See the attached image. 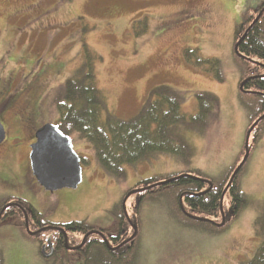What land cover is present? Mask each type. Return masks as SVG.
<instances>
[{"label":"rangeland","instance_id":"1","mask_svg":"<svg viewBox=\"0 0 264 264\" xmlns=\"http://www.w3.org/2000/svg\"><path fill=\"white\" fill-rule=\"evenodd\" d=\"M263 2L0 0V93L5 101L17 96L8 107L0 104L6 132L0 144V205L15 198L30 204L44 224L86 221L111 229L115 206L124 198L131 217L138 197L126 194L148 179L197 169L215 184L229 181L231 168L239 159L238 166L242 163L244 146H252L254 137L247 133L248 120L239 101L240 61L234 52V33L244 16ZM145 15L147 27L140 32L143 28L132 24ZM186 49L197 50L200 59L216 61L217 67L188 64L182 54ZM85 51L95 56L96 82L108 113L120 120L134 117L149 91L160 85L183 95L181 111L187 116L196 113L195 93L218 98L216 115L203 133L183 131L193 150L188 161L159 155L124 166L123 178L114 179L97 163L91 144L74 134L73 150L84 160L82 182L76 189L54 192L37 183L29 160L33 132L44 124H56L54 99L84 63ZM216 70L221 82L213 75ZM241 189L250 203L220 234L187 226L173 213L166 196L146 200L139 215L134 264H239L252 258L260 243L254 221L264 206V124L243 168ZM229 202L226 193V213ZM29 228L33 229L31 223ZM38 247L21 228L0 227L2 264H60L40 255ZM69 255L63 264H82L80 254Z\"/></svg>","mask_w":264,"mask_h":264},{"label":"trees","instance_id":"2","mask_svg":"<svg viewBox=\"0 0 264 264\" xmlns=\"http://www.w3.org/2000/svg\"><path fill=\"white\" fill-rule=\"evenodd\" d=\"M69 1V0H68ZM147 27L146 15L132 24ZM234 52L239 58V101L248 120L247 133L254 134L253 144L244 146L242 156L246 155L245 163L235 170L240 163L231 168L229 181L215 184L199 170L171 173L157 178L148 179L137 184L126 194H135L138 199L133 207V214L128 215L124 209L122 198L113 211L114 225L121 230L130 228L129 248L108 249L105 243H93L86 253L85 264H134V251L137 246L140 229V211L142 204L150 199L163 195L168 197L170 207L175 215H180L187 226L206 234H220L238 219L240 212L250 203L241 189V174L250 156V152L262 135L264 124V2L253 14H246L242 23L234 33ZM84 63L65 80L54 99L58 113L56 125L69 137L77 134L91 144L97 163L104 173L114 179L125 175L124 166L147 161L162 156L176 157L188 161L193 154L190 144L183 134L184 130L203 133L216 115L219 107L218 98L208 92L195 93L196 113L187 116L181 111L183 95L169 86L160 85L152 88L143 102L139 112L129 120L123 121L107 111L105 97L97 86L94 72V59L88 51ZM183 58L192 66L202 68L204 64L216 61L200 59L197 50H183ZM215 79L222 81L220 73L213 72ZM105 113V119L102 116ZM84 162L83 159H81ZM226 189V190H225ZM229 195V210L223 207L224 195ZM22 214L16 217V223L25 235L41 242L50 231L56 239L57 249H62L63 231L68 237L79 243L80 237L88 228L86 221L67 225L44 224L41 216L21 200L13 199ZM6 202V201H5ZM24 214L28 224L33 228L43 227L45 233L28 234L25 227ZM122 227V228H121ZM254 233L260 238L252 258L239 264H264V206L254 221ZM58 235V236H57ZM59 237V238H57ZM60 240V241H59ZM73 245V244H71ZM1 255V251H0ZM0 264L2 258L0 256Z\"/></svg>","mask_w":264,"mask_h":264},{"label":"water","instance_id":"3","mask_svg":"<svg viewBox=\"0 0 264 264\" xmlns=\"http://www.w3.org/2000/svg\"><path fill=\"white\" fill-rule=\"evenodd\" d=\"M4 139L5 130L0 122V144ZM246 155L242 163L245 162ZM29 160L33 177L48 192L64 188L76 189L82 182L81 159L73 150L69 136L64 135L57 125L45 124L35 132V142L30 146ZM44 248L45 245L42 250ZM43 256L47 258L49 254Z\"/></svg>","mask_w":264,"mask_h":264},{"label":"flooded vegetation","instance_id":"4","mask_svg":"<svg viewBox=\"0 0 264 264\" xmlns=\"http://www.w3.org/2000/svg\"><path fill=\"white\" fill-rule=\"evenodd\" d=\"M15 98L14 97L7 98V100L5 101L2 100V96L0 93V104L1 106L8 107L10 106V104L14 102ZM37 112H38V106L37 108L35 107L33 109V112L31 113L30 116L31 120L33 117L36 116ZM34 133L35 131L33 132V141H34ZM13 199L15 198L8 199L6 202L3 201L0 205V227L2 225H8V226L20 228L19 225L16 223V217L18 216V214L20 213L22 214V212L20 211V206L15 201H13ZM24 218H25L24 220H25L26 231L29 230L30 233L38 232V234L40 235L45 233V230H43L45 228L43 227L37 226L33 229H30L27 218L26 217ZM127 222L129 223V225H131L128 220ZM129 225H128L129 229L126 231V233L122 229L121 232L123 234H120V232L118 231V227L115 226L114 224L111 229H101L95 225L88 223V228L81 236H79L80 241L77 244H75L76 242L75 240H72V237H70L69 239L68 237L69 233L63 231L61 250L57 249L58 246H57V242L55 241L56 239L52 236V234L55 233L59 234V233H57L56 231H50V234H47L44 238H42L40 243L37 241L39 245L38 251L40 255L49 254L47 258H52L54 259V261L59 262L60 264H63L65 263V261L70 260L69 257L71 255L69 254L78 253L81 255L82 264H85L86 253L91 248L93 243L103 242L105 243L108 249L115 250L119 248L118 249L119 252L125 251V249L123 250V247L129 248V244L131 242L130 239L132 238L133 235V234L131 235L129 234L130 233ZM43 245H45V248L42 250Z\"/></svg>","mask_w":264,"mask_h":264}]
</instances>
